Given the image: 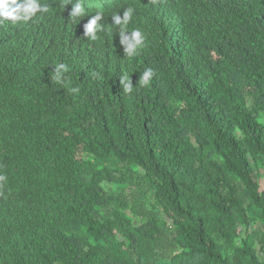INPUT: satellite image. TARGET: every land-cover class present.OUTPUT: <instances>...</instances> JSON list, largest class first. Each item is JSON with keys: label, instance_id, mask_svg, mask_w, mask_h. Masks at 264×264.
I'll return each instance as SVG.
<instances>
[{"label": "trees", "instance_id": "trees-1", "mask_svg": "<svg viewBox=\"0 0 264 264\" xmlns=\"http://www.w3.org/2000/svg\"><path fill=\"white\" fill-rule=\"evenodd\" d=\"M37 2L0 17V264H264V0Z\"/></svg>", "mask_w": 264, "mask_h": 264}, {"label": "clouds", "instance_id": "clouds-1", "mask_svg": "<svg viewBox=\"0 0 264 264\" xmlns=\"http://www.w3.org/2000/svg\"><path fill=\"white\" fill-rule=\"evenodd\" d=\"M72 6L73 10L71 12V17L84 15L85 9L82 0H77V2ZM39 8L40 6L37 0H0V17L17 19L18 17L15 13L18 11H23V16L19 18L27 20L31 18V15L39 11ZM132 14L133 10L129 8L123 12V18H121L120 14H116L112 16V19L114 20L115 25L118 26L121 24H126L131 19ZM102 18V12H97V14L89 21V23L85 25L86 35L88 37L92 36L94 38L95 32L97 31V29H100V27H98V24ZM125 34V32L121 31V42L125 46V54L130 55L135 51L137 46L143 44L144 36L139 29L133 30L131 32V36H127ZM65 71H67L66 65L60 64L55 67V71L52 73V80L55 82H60ZM152 75V69L145 70L141 74L139 85H147L150 82ZM120 81L124 92H130L133 88H135L132 86L131 78L126 81L125 77L121 76Z\"/></svg>", "mask_w": 264, "mask_h": 264}, {"label": "rangeland", "instance_id": "rangeland-1", "mask_svg": "<svg viewBox=\"0 0 264 264\" xmlns=\"http://www.w3.org/2000/svg\"><path fill=\"white\" fill-rule=\"evenodd\" d=\"M262 181H264V180H262ZM264 183V182H263Z\"/></svg>", "mask_w": 264, "mask_h": 264}]
</instances>
